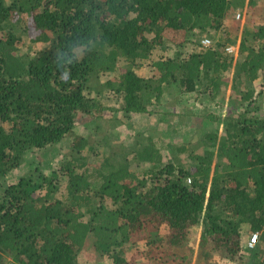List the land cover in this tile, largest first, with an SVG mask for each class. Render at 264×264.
<instances>
[{"label":"trees","instance_id":"trees-1","mask_svg":"<svg viewBox=\"0 0 264 264\" xmlns=\"http://www.w3.org/2000/svg\"><path fill=\"white\" fill-rule=\"evenodd\" d=\"M239 8L262 21L240 29ZM233 18L236 56L225 49ZM21 30L35 32L22 55ZM261 76L264 0H0V264H82L91 239L112 264H132L133 249V264H207L220 250L236 264L247 224L264 245ZM229 89L225 113L209 110L189 140L134 127L133 114L153 105L176 133L177 95L218 104ZM107 113L109 132L124 129L126 140L91 167L77 120ZM64 142L56 172L36 169L1 188L30 151ZM255 248L253 264H264Z\"/></svg>","mask_w":264,"mask_h":264},{"label":"rangeland","instance_id":"rangeland-1","mask_svg":"<svg viewBox=\"0 0 264 264\" xmlns=\"http://www.w3.org/2000/svg\"><path fill=\"white\" fill-rule=\"evenodd\" d=\"M263 0H258V3H261ZM260 5V4H259ZM248 8H239L235 11V17L237 20H240V29L243 28L244 22H248L251 26L256 24H259L262 20L259 21L258 17L257 20L253 22L252 20H255V17L253 18L251 16V13H247ZM240 13V17H237V14ZM235 19H229L225 23V29L231 31V35L227 33L225 36L233 38L229 41L228 44H226V47L229 45H234L236 48V51L234 53H229V55L237 54V48L239 43V38L236 39V26ZM211 33L218 34L214 29H210ZM239 33V31H238ZM18 34H20L21 37V44L19 47L20 55L28 51L27 44L30 42V37L34 36L35 32L32 30H29V34L25 32L18 31ZM207 32H204V34L200 37L203 39L208 38L205 37ZM30 36V37H29ZM45 44L42 42H38L34 45V49H40ZM166 46V45H164ZM225 47V49H226ZM161 50H158V52H161L162 46L159 48ZM194 49V46L192 43H186L183 46V50L190 52ZM107 75H102V79L105 80ZM257 90L264 88V76H261L258 80L255 81L254 85ZM231 93V90L229 89L227 94ZM207 99V95L202 92H192V93H185L180 94L176 96V105L169 106V109L175 113L174 117H169V121H173L177 125L176 133H173L171 131V123L165 121L161 118V114L158 112L157 109L152 105L150 107V112H141V113H134L132 120L134 123V127L136 130L139 131H146L150 130L155 133L162 134L165 138L171 137L172 142L176 141H183L185 138L190 139L193 134L196 126L202 125L203 117H205L209 112V109H207L208 104H204V101ZM108 114V113H107ZM108 116V117H107ZM106 117H90L89 115L82 114L78 120L77 125L75 128V133L80 135H85L90 138V143H92V146H90L85 154L87 158V164L91 167H97L100 166L102 163V160L104 159L105 152L108 150L107 146L110 144H118L120 142H123L125 139L124 133L125 130L121 127H117L120 130L121 136L118 137L116 133H118L117 129L114 130V133L109 132V128L113 127V124L115 123V120L111 117V114L109 113ZM180 122V123H179ZM69 144L66 142L58 144L54 147L48 148L45 151L36 149L30 151L28 157L26 158L24 164L20 166L19 168L13 170L10 175H8L4 182L1 183V188H5L6 185L16 182L20 176L28 175L32 171H35V175L39 174L37 170H40L41 172H44L45 174H50L51 172H56L58 170V165L60 162V159L62 158L63 154L69 150L67 147ZM37 169V170H36ZM59 179L61 184V191L65 187V179L61 176L59 173ZM191 232V237H189V242L191 245L194 246L197 245L200 242V233L201 228L199 226L194 228ZM242 255L238 258V261L236 264H253L254 258L252 256V252L256 249L255 247L259 245V247L264 250V245L260 244V240L257 243V245L254 248L247 249V242L248 238L251 235V229L250 225H244L242 227ZM92 240V239H91ZM90 240L89 246L84 249L80 256H81V262L82 264H112L111 259L108 258L105 255H102L100 253H95L93 250L92 241ZM214 241H211L213 243ZM144 242H140L139 245L143 246ZM213 246V245H212ZM258 248V247H257ZM142 249V248H141ZM196 249V248H195ZM137 249H133L132 251L126 253L127 258L134 259V262H136V252ZM208 258H205V262L207 264H232L230 262L231 258L224 254V250L215 251L214 253L212 251H209ZM143 261H145V258H143ZM132 263V264H133ZM143 264H149L148 262H145Z\"/></svg>","mask_w":264,"mask_h":264},{"label":"crops","instance_id":"crops-1","mask_svg":"<svg viewBox=\"0 0 264 264\" xmlns=\"http://www.w3.org/2000/svg\"><path fill=\"white\" fill-rule=\"evenodd\" d=\"M209 101L206 99L204 101V104H208ZM218 101H220V103H218V104H216L217 102L210 101L207 109H209L211 112L214 111V112L222 115L223 113H225V111H224L225 110V107L227 105L228 106L230 105V93L229 94H226L225 97L224 96L218 97Z\"/></svg>","mask_w":264,"mask_h":264},{"label":"built area","instance_id":"built-area-1","mask_svg":"<svg viewBox=\"0 0 264 264\" xmlns=\"http://www.w3.org/2000/svg\"><path fill=\"white\" fill-rule=\"evenodd\" d=\"M237 17H240V13L237 14ZM205 45H209L211 43L210 39L208 38H205L203 39L202 41ZM226 51L228 53H234L236 51V48L233 46V45H229L226 47ZM259 242V233L258 232H255L253 233L249 240H248V246L249 247H254L257 245V243ZM10 264V263H9Z\"/></svg>","mask_w":264,"mask_h":264}]
</instances>
